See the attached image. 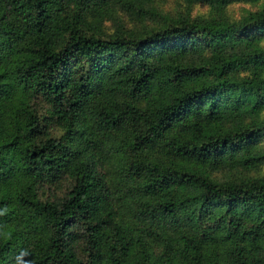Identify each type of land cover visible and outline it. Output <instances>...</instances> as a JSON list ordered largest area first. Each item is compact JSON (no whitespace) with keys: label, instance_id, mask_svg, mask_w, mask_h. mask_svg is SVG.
I'll use <instances>...</instances> for the list:
<instances>
[{"label":"trees","instance_id":"obj_1","mask_svg":"<svg viewBox=\"0 0 264 264\" xmlns=\"http://www.w3.org/2000/svg\"><path fill=\"white\" fill-rule=\"evenodd\" d=\"M153 1L0 0V264H264V0Z\"/></svg>","mask_w":264,"mask_h":264},{"label":"rangeland","instance_id":"obj_2","mask_svg":"<svg viewBox=\"0 0 264 264\" xmlns=\"http://www.w3.org/2000/svg\"><path fill=\"white\" fill-rule=\"evenodd\" d=\"M147 8H151L155 11L153 15H147L140 18L137 14H134L129 19H123L121 14L117 15L115 21L110 19V21H104L101 25V29L104 35H109L115 32V29H124L125 31H134L138 33H143L156 27H160L165 24L168 19L172 21L182 20V19H192L199 18L201 16L210 15L211 9L208 7L196 3H189L188 0H155L148 5ZM258 5H248V4H235L229 9V15L233 18H241L248 10H256ZM264 174V170L262 171ZM259 172H230L224 171L216 174L217 178L221 181L236 180L241 177L244 179V175L248 176H258Z\"/></svg>","mask_w":264,"mask_h":264}]
</instances>
